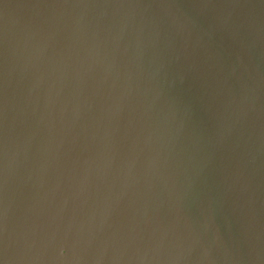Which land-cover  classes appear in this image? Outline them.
<instances>
[{
    "label": "water",
    "instance_id": "obj_1",
    "mask_svg": "<svg viewBox=\"0 0 264 264\" xmlns=\"http://www.w3.org/2000/svg\"><path fill=\"white\" fill-rule=\"evenodd\" d=\"M0 264H264V0H0Z\"/></svg>",
    "mask_w": 264,
    "mask_h": 264
}]
</instances>
